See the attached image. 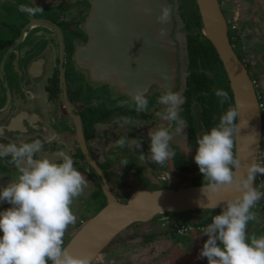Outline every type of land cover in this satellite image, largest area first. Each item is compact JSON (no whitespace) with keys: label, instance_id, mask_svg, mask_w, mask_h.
<instances>
[{"label":"flooded vegetation","instance_id":"obj_1","mask_svg":"<svg viewBox=\"0 0 264 264\" xmlns=\"http://www.w3.org/2000/svg\"><path fill=\"white\" fill-rule=\"evenodd\" d=\"M26 3L28 4L29 0H0V143L30 142L35 138L45 140L44 147L38 155L50 159H57L56 153L60 151L70 155L74 167L87 180L85 191H92L97 196V193L102 191L101 180L81 149L76 119L70 111L71 108H68L71 105L75 109L73 112L79 116L84 142L90 157L100 167L111 191L119 200L127 201L134 192L132 180L136 178V171L130 164L135 161V158L139 159L140 154H145L140 163L148 165V168L156 172L159 181L163 184L169 183L170 176L169 184H171L174 180L173 175L175 176L179 171L176 168V157L182 158L184 152H176V157L173 160L172 158L167 160L162 168L148 161V139L144 137L149 130H155L161 125L168 126L167 121H162L154 115L156 111H161L163 108L156 101L164 90L154 85L146 93L149 100L148 111L137 113L130 103L131 97L115 92L106 83H93L88 71L76 64L74 53L77 45L85 44L88 40L83 26L91 8L89 0L34 4L42 9L35 16L19 10V6ZM222 3L224 1L221 5ZM256 4L257 13L259 9L260 12H264V0H256ZM224 8L222 6L223 10ZM17 10L23 15L21 22H19L21 15L16 13ZM257 13L253 12L251 17L260 30L259 33H262L260 26L264 24V18L261 20ZM241 17L242 13L239 15V21ZM40 19H44L54 27L56 25L58 29L55 27L56 31H54L34 22ZM58 31L64 41L63 51H61ZM176 32L175 38L179 41ZM184 50L187 55L186 48ZM178 56L180 67L173 92L178 93L184 100L179 113L184 120L180 142H182V148L183 145H190L192 149H195L191 136L193 127L188 120V115L184 113L185 92L188 88L190 70L188 62L183 65L180 42ZM61 68L64 72L66 92L62 90ZM186 70L187 74H185ZM71 80L73 84L70 83ZM84 84H88L89 87H85ZM102 85H107L109 89H105ZM125 100L129 103H123ZM190 113L192 118H198V114L194 111ZM120 117L131 118L133 123L121 127L117 124ZM9 126L11 129H8ZM144 128L147 130L142 132ZM201 134V131L197 132L196 139ZM120 135L139 139L141 148L133 147L131 150L132 141H129L128 146L123 149L115 148V142ZM177 136L178 133L173 131V137ZM176 149L179 147L177 146ZM186 156L188 160L193 157L189 158L187 154ZM8 159L0 160V185H6L18 175L16 167L8 163ZM125 160L128 164L123 165L122 162ZM193 168H191L192 173L196 171V175L200 174L196 165ZM168 172V178L165 179V174ZM191 172L189 169L182 171L183 174H187V177L191 176ZM126 180L132 184H125ZM119 183L122 185L118 186ZM101 194L104 200H97L94 203L96 208L98 206L102 208L106 203L103 191ZM83 196L88 194L83 193ZM74 206L72 204V211L77 210ZM0 207L7 208L9 205L3 203ZM77 221H83V218L75 222ZM69 234L68 228L64 234V242L70 239V237L67 239Z\"/></svg>","mask_w":264,"mask_h":264},{"label":"clouds","instance_id":"obj_2","mask_svg":"<svg viewBox=\"0 0 264 264\" xmlns=\"http://www.w3.org/2000/svg\"><path fill=\"white\" fill-rule=\"evenodd\" d=\"M19 10L30 16L42 11L33 0L21 4ZM169 17L170 8L161 6L156 21L164 25ZM159 34H165L163 28ZM214 95L219 98L221 106L229 98L224 89L214 90ZM156 102L163 108L154 115L167 121L168 126L149 130L147 159L163 167L167 160L175 156L170 146L173 131L181 133L184 130V120L179 114L184 100L178 93L165 90ZM130 103L137 113L148 111L149 100L144 92L134 93ZM238 115L239 106L229 105L220 114L218 122L197 137L192 157L202 174L200 191L203 195L209 193L214 196L229 187L239 193L223 200L221 211H216L210 222L200 229L201 235H206L207 239L199 257L207 258L208 264H264V235L247 232L250 221L258 222L252 209L264 199V191L256 185L257 175L264 174V163L248 164L243 175L237 177L236 171L241 168L240 157L234 150L240 127L235 122ZM132 123L127 117L117 120L121 127ZM129 141H132L131 150L133 147L141 148L139 139H130L127 135H120L114 147L123 149ZM45 142L35 138L30 142L0 143V160L9 158L8 163L14 165L18 173L14 180L0 185V204L9 205L7 208L0 207V264H90L87 255L74 256L64 246L65 231L76 221L71 207L73 200L82 194L87 180L65 152H57V159L38 155ZM140 155L145 157V154ZM122 163L126 165L128 161ZM168 175L169 172L165 174V179ZM218 202L212 203L211 208L214 209Z\"/></svg>","mask_w":264,"mask_h":264},{"label":"water","instance_id":"obj_3","mask_svg":"<svg viewBox=\"0 0 264 264\" xmlns=\"http://www.w3.org/2000/svg\"><path fill=\"white\" fill-rule=\"evenodd\" d=\"M66 1L68 0H33V3L46 5ZM89 1L91 8L83 26L88 40L85 44L77 45L74 57L76 64L88 71L90 80L93 83H106L115 92L129 97L137 91L146 94L154 85L164 91H173L180 67L179 41L175 38L178 21L173 0ZM195 1L201 16L203 34L215 47L229 79L234 104L239 106L236 123L240 127L235 143V152L241 163V168L236 171L239 177L243 175L244 167L258 162L264 130L263 113L249 70L231 43L221 1ZM161 6L170 8L169 20L164 25L156 21ZM34 22L56 31L57 26L54 27L44 19ZM161 28L165 32L163 36L159 34ZM58 33L63 51L64 41L60 31ZM63 75L61 68L62 90L66 92ZM68 108H71L76 119L81 149L88 163L99 175L106 198L105 205L82 223L65 244L70 254L87 255L92 264L120 233L134 223L149 222L159 214L213 209L211 204L218 201L214 209L221 211L224 207L223 200L239 194L229 187L214 196L209 193L203 195L200 191L202 184L175 189L169 184V176L168 187L137 189L127 201L119 200L111 191L100 167L90 157L79 116L73 112V106L69 105Z\"/></svg>","mask_w":264,"mask_h":264},{"label":"rangeland","instance_id":"obj_4","mask_svg":"<svg viewBox=\"0 0 264 264\" xmlns=\"http://www.w3.org/2000/svg\"><path fill=\"white\" fill-rule=\"evenodd\" d=\"M220 1L221 2L224 1V3H222V6L225 7L224 13L226 17L229 18L231 14L234 13L235 14L238 13L239 15L242 13V17L239 21V28H238V33L241 35L242 38L238 44L233 42L235 51H237L240 58L244 60L246 65H249V63L253 65L254 62H256L257 63V65L255 64L256 68L258 70H263L264 72V24L263 25L261 24L260 27L262 29V33H259L260 30H258V27L255 26L253 18L251 17L253 16V12L257 13L256 0H220ZM181 3L182 0H173L174 13L176 14V19L178 21L176 34L178 36L180 44L182 45V59L184 63L183 65H185L187 64L188 60L184 50L186 31H184L183 29L184 21H182L180 15ZM261 4L259 5L260 8H261ZM16 13L18 15H21L19 10H17ZM257 14L261 20L264 18V12H260V9ZM22 16L23 15H21L19 22L22 21L21 19ZM248 70L251 77L254 78L255 73L253 71V68L249 66ZM187 73L188 71L186 70L185 74ZM210 76H213V74L211 73ZM215 80L216 82L214 88H217L218 86L222 87L227 82V78L224 74L215 77ZM70 83L73 84L72 80L70 81ZM84 86L89 87L88 84H84ZM102 86L105 89L106 88L109 89L107 85H102ZM142 124L144 123L142 122ZM146 130L147 129L144 128L142 132H145ZM148 132L147 134L145 133L144 135V137L147 139H148ZM180 139L182 138L180 133H178V136L173 137L172 140L170 141V146L175 151V156L172 157V160L176 157V152L177 153L184 152L183 153L184 157H187L186 156L187 154L189 158L195 155V149H192L190 145H183V148L181 147L182 142H180ZM177 146L179 147V149H176ZM262 146H264V136L262 139ZM141 159H142L141 157L139 159L135 158V161H132V163L130 164L133 170L136 171V175H135L136 178L132 180L134 185L137 183L138 180L141 181L142 186L149 188H155L159 186L168 187L169 184L168 183L163 184L161 181H159L157 177L158 174L154 172L150 167L148 168V165L145 166L146 164L140 163L143 160ZM182 162L184 163V161ZM163 170H165V168ZM195 173L196 171H193V173L191 172V176L187 177V174H183L181 170L178 171V173L175 174V176L173 175L174 180L170 184V186L172 188L177 189L179 187L200 183L199 182L200 180L197 179ZM125 184H132V182L126 180ZM85 188L82 192V195H80V197L79 196L76 197L73 200V205H75L74 207L77 208V210L75 209V211H73L76 220H80L81 218L89 219L91 216L95 215L99 210V206L96 208L94 206V203H96L97 200H104L101 192L97 193L96 196V194L92 193V191L86 192ZM83 193L88 194V196H83ZM259 204L260 203H257L258 205L257 209L262 210L261 207H259ZM208 212L211 214L216 213V211L214 210H210ZM161 215L163 214L157 215L153 220L149 222H139L137 225L135 223L130 227H128L127 228L128 230L127 229L126 230L129 232H135L138 230V233L140 234L153 230L154 231H159V229L164 230L165 227L159 228L160 226H162L158 221ZM186 216H187L186 213H175L174 218L178 221H184L187 218ZM257 217H258V222L252 221L250 226L251 230L248 231L249 234L255 232L256 235L258 233H259L258 235H262L264 231V211L260 212L257 215ZM78 222L79 221L68 226L70 234L67 236V239L69 237L71 238V236L77 231V229H79L78 226L80 223ZM157 224L159 226H157ZM206 239H207L206 235H199L198 237L195 236V237L176 238L174 235L171 236L170 234L168 235L165 234L164 236L157 235L152 240V242L149 241V243L146 244L138 243L136 241L135 243L128 246H120V247L116 246L114 248L115 250L110 249L111 248L110 245L108 250H103L100 253V255L94 260L95 262L93 261L94 262L93 264H100L101 262L106 264H108L109 262H115L114 264H126L127 262L130 261L133 262L132 264H134V262L137 264H208L207 258L199 257V251ZM138 241H140V239ZM122 252H125L126 254H124L122 257L117 259V257H119V255Z\"/></svg>","mask_w":264,"mask_h":264},{"label":"trees","instance_id":"obj_5","mask_svg":"<svg viewBox=\"0 0 264 264\" xmlns=\"http://www.w3.org/2000/svg\"><path fill=\"white\" fill-rule=\"evenodd\" d=\"M224 12V10H223ZM180 15L182 18V21H184V31H186L185 34V48L187 51V60H188V68L190 70V74L188 77V88L187 91L185 92V99L186 102L184 104L185 111L184 113L188 115V120L190 121L192 128V140H193V145L196 147V137L195 134L197 132H206L210 127H212L215 123L218 122V118L220 114L229 106V105H235L234 104V96L233 92L231 90L230 84H229V79L227 77L226 71L224 69L223 63L221 59L219 58V55L211 43L209 39L205 37L203 34V25L201 21V16L198 10V6L196 4L195 0H182V3L180 5ZM232 32H230V37H231V42H236V44L239 43L241 35H239V39H236V41H233L232 39ZM239 56V55H238ZM240 57V56H239ZM244 61V60H243ZM257 65L256 62H254L253 65L249 63V65H246L247 68L249 69V66L253 68V71L255 73V76L253 79L256 80V82H259L261 89L263 92H260L262 94V98L264 100V72L263 70H258L255 66ZM213 74V76H210V74ZM221 74H224L227 78L226 84H224L222 87H217L214 88L215 86V77L220 76ZM216 89H224L225 91L228 92V101L221 106L218 103V97L214 95V90ZM194 111L196 114H198V118H192V115L190 112ZM193 119V120H192ZM236 122V121H235ZM263 122H264V112H263ZM195 133V134H194ZM263 136H264V130H263ZM263 139V138H262ZM235 150V148H234ZM264 151V146H261V152ZM182 159V160H181ZM193 159L190 158L188 160L187 157H184V154L181 156L176 157V168L177 170L185 171L189 169V172H191V168L194 169V164L192 167L191 165L194 163L192 161ZM184 161V163L182 162ZM187 161L189 163H187ZM263 163H264V158H263ZM197 166V165H196ZM188 172V171H187ZM197 179L200 180L198 184H202V174H197L196 175ZM259 177L261 180H259ZM264 182V174H258L257 175V183L258 185L260 182ZM122 185L121 183L118 184V186ZM144 189L146 188L145 186L141 185V181H138L135 185H133V191L137 189ZM146 189H154V188H146ZM262 191H264V187L261 188ZM102 193V191H101ZM105 203V202H104ZM259 207H261L262 210L257 209V207L253 208L252 210L258 215L260 212L264 211V199L259 201ZM101 207L99 208V210ZM98 210V211H99ZM214 210L218 211L215 209H204V210H192V211H187V212H181V213H186V219L184 221H178L174 218L175 213H165L161 215L158 219L159 223L161 224L164 222L165 217H170L171 222H168L167 225L165 226L164 230L159 229V231H148L146 233L140 234L138 233V230L135 232H129L127 230H124L122 234L118 235L120 237L115 238L104 250H108L109 246L111 247L110 249L115 250L114 248L120 247V246H128L136 241L138 243H149L152 242V240L158 235V236H164L165 234L168 235L170 234L171 236L174 235L176 238H182V237H198L201 235V231H198L195 233V235H179L176 233L175 228L173 225L175 223L178 224H186L190 225L193 224L195 226H205L207 223L210 222V218L213 213H209L208 211ZM88 219V218H87ZM83 218V221L87 220ZM169 219V220H170ZM78 223L80 225L82 224L81 221ZM139 222L136 223V225ZM251 223L250 221L247 226V232L251 230ZM135 224V223H134ZM157 226H159L157 224ZM163 226H160L161 228ZM250 229H249V228ZM253 229V228H252ZM137 232V233H136ZM250 234H255V232H252ZM259 234V233H258ZM257 234V235H258ZM264 234V231L262 235ZM134 237V238H133ZM142 238V239H141ZM140 239V241H138ZM69 240L64 242L65 244ZM125 252H122L117 259L122 257ZM95 262V261H94ZM93 262V263H94ZM92 263V264H93ZM115 262H109L108 264H114ZM133 262H127L126 264H132ZM100 264H106L101 262ZM134 264H137L134 262Z\"/></svg>","mask_w":264,"mask_h":264},{"label":"built area","instance_id":"obj_6","mask_svg":"<svg viewBox=\"0 0 264 264\" xmlns=\"http://www.w3.org/2000/svg\"><path fill=\"white\" fill-rule=\"evenodd\" d=\"M227 21H228V28L233 33V39H236L238 37L239 14L238 13L232 14L231 18H227ZM253 82L258 90V99H259L260 108L262 111H264V100L262 98V94L260 93V92H263V90L261 89L259 82H256V80H254ZM263 158H264V151L262 152L260 151L258 162L263 163ZM259 180H261L260 177H259ZM258 185L260 186V188L263 187L262 182H260ZM169 219L170 217H165L164 218L165 221L162 222L161 225L165 227L168 222H171V219L170 220ZM173 227L175 228L176 233H178L179 235H195V233L200 231V229L203 226H195L193 224L186 225V224L175 223Z\"/></svg>","mask_w":264,"mask_h":264}]
</instances>
